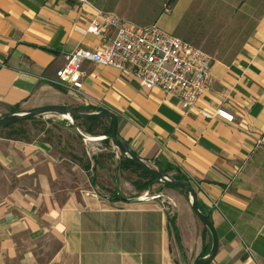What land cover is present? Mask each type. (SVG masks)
Masks as SVG:
<instances>
[{
    "label": "crops",
    "instance_id": "1",
    "mask_svg": "<svg viewBox=\"0 0 264 264\" xmlns=\"http://www.w3.org/2000/svg\"><path fill=\"white\" fill-rule=\"evenodd\" d=\"M158 1L154 22L213 57L211 85L194 106L88 61L82 92L54 81L71 51L100 42L86 31L90 4L126 19L106 1L0 0V117L46 104L108 109L137 155L196 188L220 240L209 264H264V0ZM220 107L233 122L201 112ZM53 124L66 139L0 132V264L195 263L209 236L183 190L136 188L119 151L93 158L92 142ZM148 190L143 201L122 198Z\"/></svg>",
    "mask_w": 264,
    "mask_h": 264
},
{
    "label": "built area",
    "instance_id": "2",
    "mask_svg": "<svg viewBox=\"0 0 264 264\" xmlns=\"http://www.w3.org/2000/svg\"><path fill=\"white\" fill-rule=\"evenodd\" d=\"M89 3L88 0H79ZM95 15L86 28L100 42L93 47H77L67 55V64L57 71L58 83L76 92H82V63L116 67L135 78L147 89L159 88L165 95L194 106L212 82V55L203 48L166 30L158 23L136 25L111 11L93 6ZM163 11L170 13L172 5L164 2ZM201 112L208 118L218 116L233 122L235 115L224 107L215 113ZM108 147L118 152L111 142L94 141L89 146V156ZM162 197V196H161ZM162 203L171 201L162 197Z\"/></svg>",
    "mask_w": 264,
    "mask_h": 264
},
{
    "label": "water",
    "instance_id": "3",
    "mask_svg": "<svg viewBox=\"0 0 264 264\" xmlns=\"http://www.w3.org/2000/svg\"><path fill=\"white\" fill-rule=\"evenodd\" d=\"M39 116H53L56 117V121L65 125L68 129L75 132L85 141H103L105 139L113 142L117 150L121 153L124 159L134 162L135 164L141 166L143 169L147 170L150 174L156 177V182L161 186L172 185L180 190H183L188 193L190 198L191 206L199 219L204 223L208 228L211 235V246L207 253L199 256L194 264H209L216 257L219 247L220 240L217 229L209 218L207 213H205L199 206L198 200L199 195L196 188L193 186L190 180L188 179H176L172 174L163 170L160 165H156L152 162H149L139 155H137L131 148L129 143L120 138L117 132V120L115 115L105 108H96L90 112H82L76 110L65 104H46L42 106L32 107V108H18L12 110L0 117V129L9 127L13 124H16L20 121H23L32 117ZM110 118L113 125V130L111 134L108 135H98L94 136L84 132L77 124L76 118L84 119H97V118ZM95 158V156H93ZM149 190L141 195L134 197H122L124 200L130 201H143L148 198ZM162 194H157L156 197H161Z\"/></svg>",
    "mask_w": 264,
    "mask_h": 264
},
{
    "label": "trees",
    "instance_id": "4",
    "mask_svg": "<svg viewBox=\"0 0 264 264\" xmlns=\"http://www.w3.org/2000/svg\"><path fill=\"white\" fill-rule=\"evenodd\" d=\"M15 109H17V108L14 107L10 111L15 110ZM93 110H95V109H92V111ZM41 117H43V116L32 117V118L25 119V120L20 121V122H18L16 124H13V125H11L9 127L0 129V131L1 130H7L8 131L7 132V136L9 138H15V139L31 141L33 139L28 136L29 130L26 127V123L28 121H33L34 123L37 124V122H35V121H38V118H41ZM76 120H81V122H83V123H79V124L77 123L78 126L81 128L83 126V124H84V126L86 128L85 131L88 134H91V135H94V136L108 135V134H111L112 130H113L112 121L108 117L107 118H97V119L76 118ZM40 121L41 122L38 123L40 126H38V127H41L42 125H45L46 121H48V120H45V121L40 120ZM50 121L51 122L55 121L54 123L58 122V121L52 120V119ZM43 130L45 131V129H43ZM19 135H21V136H19ZM103 142L106 145H111V141L108 140V139L103 140ZM119 167L128 168V169L132 168V171H134L135 174L138 177V179L133 181V184L135 185L136 188L146 189V188H149L151 185L157 183L155 176H153L147 170L143 169L141 166L135 164L134 162L124 159V157L122 155L120 156V159H119ZM163 170L167 172L166 169L163 168ZM172 175H173V177H175L176 179H179V180H182V179H188L189 180V178L187 176H185L183 173H181L179 171L175 172ZM185 193L188 195L187 192H185ZM203 227H204L205 233L208 234V236H209V242L207 243V245H205L204 250H203L201 255L207 253L209 251V249H210V246H211V235H210V232H209L208 228L204 225V223H203Z\"/></svg>",
    "mask_w": 264,
    "mask_h": 264
},
{
    "label": "rangeland",
    "instance_id": "5",
    "mask_svg": "<svg viewBox=\"0 0 264 264\" xmlns=\"http://www.w3.org/2000/svg\"><path fill=\"white\" fill-rule=\"evenodd\" d=\"M106 1L107 7H110L113 9V7L116 8V11H119V13H122L125 15V18L127 21L134 23L136 25H146L155 23V19L159 17L160 12V2L158 0H104ZM167 2V1H165ZM170 2V1H168ZM177 14V11L176 13ZM168 16H163V21L166 20ZM42 118V119H41ZM41 118H38V121L34 123L33 121H28L26 123V127L28 128V136L30 138L37 139L42 136H44V132H48V134H54V135H60L64 139L67 138L65 134V131H59L57 129H54V122H51V119H56V117L53 116H43ZM46 121L45 125H42L41 127L38 123L41 122L40 120ZM44 127V128H43ZM45 129V131L43 130ZM66 132L67 129H65ZM3 134L7 135V130H1L0 131ZM21 136V135H19Z\"/></svg>",
    "mask_w": 264,
    "mask_h": 264
}]
</instances>
